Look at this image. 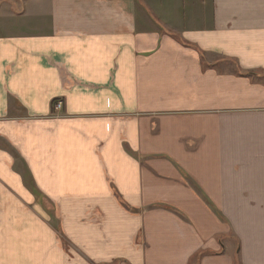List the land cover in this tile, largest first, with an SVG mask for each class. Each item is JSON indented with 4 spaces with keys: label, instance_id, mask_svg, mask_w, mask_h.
<instances>
[{
    "label": "crops",
    "instance_id": "1",
    "mask_svg": "<svg viewBox=\"0 0 264 264\" xmlns=\"http://www.w3.org/2000/svg\"><path fill=\"white\" fill-rule=\"evenodd\" d=\"M262 80L264 0H0V264H264Z\"/></svg>",
    "mask_w": 264,
    "mask_h": 264
},
{
    "label": "built area",
    "instance_id": "2",
    "mask_svg": "<svg viewBox=\"0 0 264 264\" xmlns=\"http://www.w3.org/2000/svg\"><path fill=\"white\" fill-rule=\"evenodd\" d=\"M64 109V101L63 100H57L54 103L53 112L55 115H60Z\"/></svg>",
    "mask_w": 264,
    "mask_h": 264
},
{
    "label": "rangeland",
    "instance_id": "3",
    "mask_svg": "<svg viewBox=\"0 0 264 264\" xmlns=\"http://www.w3.org/2000/svg\"><path fill=\"white\" fill-rule=\"evenodd\" d=\"M262 82H264V80H262ZM225 241L227 240V238L229 239H231V240H233L234 241V237L231 235V234H229L228 236H225ZM239 262H238V260H237V262H236V264H238Z\"/></svg>",
    "mask_w": 264,
    "mask_h": 264
},
{
    "label": "trees",
    "instance_id": "4",
    "mask_svg": "<svg viewBox=\"0 0 264 264\" xmlns=\"http://www.w3.org/2000/svg\"><path fill=\"white\" fill-rule=\"evenodd\" d=\"M246 76L248 77H253V73H248V74H245Z\"/></svg>",
    "mask_w": 264,
    "mask_h": 264
}]
</instances>
